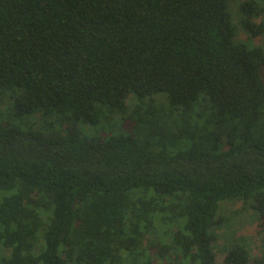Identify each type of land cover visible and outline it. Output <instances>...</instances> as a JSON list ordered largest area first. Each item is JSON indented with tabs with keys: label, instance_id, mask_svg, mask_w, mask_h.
<instances>
[{
	"label": "trees",
	"instance_id": "obj_1",
	"mask_svg": "<svg viewBox=\"0 0 264 264\" xmlns=\"http://www.w3.org/2000/svg\"><path fill=\"white\" fill-rule=\"evenodd\" d=\"M241 32L264 40V0H0V264H217L231 202L262 244L225 264H264V45Z\"/></svg>",
	"mask_w": 264,
	"mask_h": 264
},
{
	"label": "rangeland",
	"instance_id": "obj_2",
	"mask_svg": "<svg viewBox=\"0 0 264 264\" xmlns=\"http://www.w3.org/2000/svg\"><path fill=\"white\" fill-rule=\"evenodd\" d=\"M257 19L256 21L258 22ZM239 40L247 42L251 47L263 46L264 40L257 39L256 41H250L247 39V36L244 32H241ZM100 126L96 129L94 128L92 132L98 131ZM108 134H123V130H115L110 127H106ZM124 127H122L123 129ZM118 129H121L118 126ZM128 131L127 129H124ZM127 134V133H125ZM134 134V133H133ZM135 135V134H134ZM222 215L225 218V225L220 232L221 238L218 243V248H216V262L217 264H225L224 257L225 255L219 250L222 247L229 246L234 240H239L240 238H246L249 243V249L252 250L253 255L261 254V244L262 236L258 232L257 220L252 210H242V204L238 202L224 203L221 209Z\"/></svg>",
	"mask_w": 264,
	"mask_h": 264
}]
</instances>
